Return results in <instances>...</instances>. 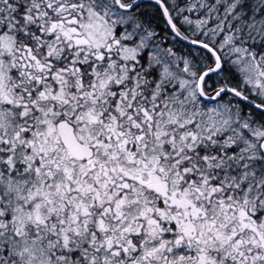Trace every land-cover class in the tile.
Listing matches in <instances>:
<instances>
[{"label":"flooded vegetation","instance_id":"flooded-vegetation-1","mask_svg":"<svg viewBox=\"0 0 264 264\" xmlns=\"http://www.w3.org/2000/svg\"><path fill=\"white\" fill-rule=\"evenodd\" d=\"M136 1L0 0V264H264V128Z\"/></svg>","mask_w":264,"mask_h":264},{"label":"trees","instance_id":"trees-1","mask_svg":"<svg viewBox=\"0 0 264 264\" xmlns=\"http://www.w3.org/2000/svg\"><path fill=\"white\" fill-rule=\"evenodd\" d=\"M172 17H176L180 25V30L192 37L193 40L201 41L210 45L220 56L223 69L220 74L210 76L205 79V90L209 94H213L219 87L220 76L225 72V66L229 63L227 57L223 53H233L232 49L236 48L243 51L248 59L252 62L264 80V0H161ZM154 9L150 12H156L163 15L161 9L156 5L149 3ZM179 14V15H178ZM178 15V16H177ZM189 19L193 25L198 24L199 33L194 34L192 27L182 23V19ZM168 31V28H167ZM187 49H193L182 44ZM226 49L224 50L222 48ZM202 53L203 58H199L198 74L209 68L214 59L210 53L204 49L195 48ZM234 54V53H233ZM203 63V64H202ZM231 70V77L234 80L230 83V87L241 91L244 80L241 81L239 75L234 74ZM244 95L252 100H256L257 96L242 89ZM226 97L232 98L236 103L241 104L244 109L251 107L231 94H224L221 100ZM264 101V99H263ZM253 111H257L253 109ZM259 112V110H258ZM256 116H250L246 119L252 120L254 124H258L264 128V113Z\"/></svg>","mask_w":264,"mask_h":264},{"label":"rangeland","instance_id":"rangeland-1","mask_svg":"<svg viewBox=\"0 0 264 264\" xmlns=\"http://www.w3.org/2000/svg\"><path fill=\"white\" fill-rule=\"evenodd\" d=\"M182 23H184L189 28L192 27V29H194L195 31L194 34L199 33L200 29L198 28L197 23H195L196 24V27H195V25H193L191 21L187 18L182 19ZM222 49L224 50V52L226 51V49L224 48ZM232 52L234 54L231 52L228 54L223 53V55L228 58L229 63H227V65L225 66V72L218 79L220 81L219 87L214 91L213 94H215L222 87L231 86L230 83L234 81L231 77V70H233L235 72V73L233 72L234 74H237L240 76L241 81L244 80V84H242V89H247V92L251 93L252 96H254L253 94L260 96V97H257V99L254 102L264 106V101H263L264 99V80L262 79L261 74L258 72V70L255 68V66L248 59V57L243 51L234 48L232 49ZM184 54H186L185 51H184ZM186 56L189 61L191 62L193 61L194 63L197 64V66L199 64L198 62L199 58L201 59L203 58L202 53H199L198 50L196 49H190V50L188 49ZM242 89L240 90L243 91ZM226 104L228 107L227 106L222 107V103H217V102L214 103L213 105H210L207 107L205 106V110L204 109L202 110H204L205 112V118L207 119V122H203V119L202 120L200 119L198 120L200 121L199 126H203L205 130H207L208 126L210 125L209 123L210 121H212L213 123H217L218 121L219 122L226 121L227 123L228 119L231 118L232 111L236 112L239 109H244V107L241 104L236 103V101H234L232 98L228 99ZM245 110L247 111V113L245 114L246 118L260 114L258 111L249 113L248 111L249 109L245 108ZM187 121L190 122L189 119ZM263 136H264V132H261L260 137L262 138ZM11 201L17 202L16 206L14 205L12 206V210L17 213L18 217L21 215L20 210L23 212H26V209L22 205L20 206V210L18 208L19 197L12 195ZM13 244H14V248L17 251L20 250L23 253H25V255L27 256L26 261L29 263H32V264H60L57 261L52 262L47 252L46 254L42 252L43 248L42 247L40 248L38 245L36 246V249L30 252L29 246H24L23 244H20L16 241H13ZM22 249H26V250L23 251Z\"/></svg>","mask_w":264,"mask_h":264},{"label":"water","instance_id":"water-1","mask_svg":"<svg viewBox=\"0 0 264 264\" xmlns=\"http://www.w3.org/2000/svg\"><path fill=\"white\" fill-rule=\"evenodd\" d=\"M145 1H150V2L157 3V4L161 7V9H162V11H163V13H164V15H165V17H166V19H167V21H168L170 27H171V30L174 32V34H175V35H176L181 41H183L184 43L189 44V45H191V46H194V47H202V48H205L207 51H209V52L214 56L215 64H214L213 68H212L211 70L205 71V72L200 76V79H199V93L201 94V96H202L204 99H206V100H208V101H214V100H216V99H217L221 94H223V93H232V94H235V95H236L237 97H239L240 99H242L243 101L247 102L249 105L253 106L254 108H257V109H259V110H261V111H264V107L255 104L253 101H251L250 99H248L247 97H245L244 95H242L240 92H238V91H236V90H234V89H232V88H226V89L220 91V93H219L217 96H207V95L204 93V91H203V81H204V78H205L206 76L214 75V74H216V73H218V72L221 71V69H222V62H221L220 58L217 56L216 52H215L211 47H209V46H207V45H205V44H203V43L196 42V41H192V40H190V39H187V38L183 37V36L177 31V29L175 28V26L173 25L169 13H168V11H167L165 5H164L161 1H159V0H138V1L135 3V5L140 4V3H142V2H145ZM128 9H130V8H128ZM262 147H263V150H264V142H263V144H262ZM71 151L74 152V153H75V152L77 153V152H80V149H78V148H73V149H71Z\"/></svg>","mask_w":264,"mask_h":264},{"label":"bare ground","instance_id":"bare-ground-1","mask_svg":"<svg viewBox=\"0 0 264 264\" xmlns=\"http://www.w3.org/2000/svg\"><path fill=\"white\" fill-rule=\"evenodd\" d=\"M152 5H153V4H152ZM226 88H229V87H222V88H220V89L214 94V96H217V95L220 93V91H222V90H224V89H226ZM223 94H224V93H223ZM223 94H221V95L216 99V101L220 100ZM254 103L257 104V105H259V106H262V105H260V104H258V103H256V102H254ZM250 107H251V109H249V110L256 109V108H254L253 106H250ZM262 107H264V106H262ZM256 110H257V109H256ZM257 111H258V110H257ZM259 112H260V111H259Z\"/></svg>","mask_w":264,"mask_h":264}]
</instances>
